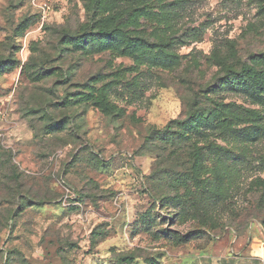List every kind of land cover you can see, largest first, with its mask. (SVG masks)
<instances>
[{"label": "rangeland", "instance_id": "obj_1", "mask_svg": "<svg viewBox=\"0 0 264 264\" xmlns=\"http://www.w3.org/2000/svg\"><path fill=\"white\" fill-rule=\"evenodd\" d=\"M250 85L264 0H0V264H264Z\"/></svg>", "mask_w": 264, "mask_h": 264}, {"label": "trees", "instance_id": "obj_2", "mask_svg": "<svg viewBox=\"0 0 264 264\" xmlns=\"http://www.w3.org/2000/svg\"><path fill=\"white\" fill-rule=\"evenodd\" d=\"M256 73L253 74L251 79H254L256 76ZM251 90H250V96L254 98L256 101L264 103V97L259 93V88L255 85H250ZM249 91V90H248ZM187 121L190 123H195V118H190ZM250 129H245V130H234V133L238 135V137H244V138H250L253 136H259L261 134V130H253L249 131Z\"/></svg>", "mask_w": 264, "mask_h": 264}]
</instances>
